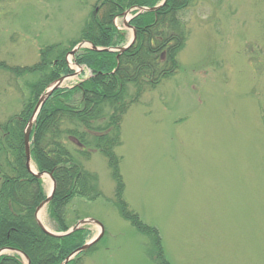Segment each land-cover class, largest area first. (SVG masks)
<instances>
[{
	"label": "rangeland",
	"instance_id": "rangeland-1",
	"mask_svg": "<svg viewBox=\"0 0 264 264\" xmlns=\"http://www.w3.org/2000/svg\"><path fill=\"white\" fill-rule=\"evenodd\" d=\"M97 1L0 0V64L30 68L46 47H69ZM129 18L116 21L126 43ZM184 21L178 73L123 119L115 151L123 198L158 231L169 264H264V0H193ZM83 72L63 87L87 78ZM37 79L0 69V125L21 113ZM80 162L97 175L102 197L76 199L67 220L106 228L81 264H160L154 240L121 216L107 159L96 152ZM51 186L44 178L46 194ZM43 221L55 231L47 209ZM88 230L92 239L99 228Z\"/></svg>",
	"mask_w": 264,
	"mask_h": 264
},
{
	"label": "trees",
	"instance_id": "trees-1",
	"mask_svg": "<svg viewBox=\"0 0 264 264\" xmlns=\"http://www.w3.org/2000/svg\"><path fill=\"white\" fill-rule=\"evenodd\" d=\"M162 0H98L78 41L67 48L52 45L43 49L39 62L30 68H6L16 77L32 75L29 96L20 114L0 125V249L23 252L31 264H62L85 245L87 228L65 238H54L39 227L35 212L46 200L43 182L26 168L24 131L39 98L57 80L74 73L67 55L81 41L95 47L117 48L126 43V34L115 20L134 8H152ZM193 0H168L155 13L134 18L135 44L125 53L81 50L74 62L91 71V77L71 89L56 91L45 103L31 134V156L39 172H53L56 191L47 212L56 232H67L81 219L67 220V209L76 199L96 201L102 197L96 174L84 170L80 159L88 161L96 152L108 161L116 185L115 198L121 216L141 233L154 240L160 264H169L158 231L130 211L123 195L125 184L120 158L121 125L133 105L147 91H153L180 69L179 54L188 32L185 12ZM119 56V58H117ZM133 87V94L130 93ZM84 254L69 264H81ZM0 264H24L17 254L3 256Z\"/></svg>",
	"mask_w": 264,
	"mask_h": 264
},
{
	"label": "water",
	"instance_id": "water-1",
	"mask_svg": "<svg viewBox=\"0 0 264 264\" xmlns=\"http://www.w3.org/2000/svg\"><path fill=\"white\" fill-rule=\"evenodd\" d=\"M168 0H163L161 2V4H159L158 6L154 7V8H140L139 12L131 17L130 19L142 15L144 13H153V12H157L160 9H162L166 4H167ZM131 13V11L125 13V16H128ZM125 25L130 28L132 30L133 33V37L131 39V41L124 47L122 48H97L95 46H93L92 44L88 43V42H81L79 44H77L75 46V48L70 52V56L74 57L80 50L84 49V48H90L92 51L94 52H108V53H116L119 52L120 54L125 53L128 49H130V47H132V45L135 43L136 40V31L129 25L128 22L125 23ZM80 72L78 74H76L75 76L79 75ZM69 79V77H64L61 78L60 80L56 81L49 89L48 91L39 99L35 110L33 112V115L25 129L24 132V146H25V155H26V167L28 169V171L35 176L37 179H43L44 177H48L51 182H52V189L50 194L48 195L47 199L38 207L35 217L37 220L38 225L40 226V228L49 236L54 237V238H64V237H68L72 234H74L75 232H77L78 230L82 229L83 227L87 226V225H94L99 227L100 231L98 233V235L93 238L90 242H88L87 244H85L83 247L77 249L75 252H73L64 262L63 264H68L75 256H77L80 253H84L87 252L89 249H91L94 245H96L104 236L105 234V229L104 226L94 220V219H85L80 221L76 226H74L73 228L69 229L66 233L63 234H58V233H53L48 231L42 220L40 219V215L42 213V211L47 207V205L52 201L54 194H55V190H56V182L54 180L53 177V173H48V172H42V173H38V172H33L31 170V133H32V129L34 127V124L36 123L37 117L41 111V109L43 108V106L45 105L46 101L53 95V93L55 91H57L58 89H60L63 84L65 83V81ZM9 252H14L17 253L19 255H21L24 258L25 264H31L30 260L28 259V257H26L22 252L16 251V250H12V249H2L0 250V257L8 254Z\"/></svg>",
	"mask_w": 264,
	"mask_h": 264
},
{
	"label": "bare ground",
	"instance_id": "bare-ground-1",
	"mask_svg": "<svg viewBox=\"0 0 264 264\" xmlns=\"http://www.w3.org/2000/svg\"><path fill=\"white\" fill-rule=\"evenodd\" d=\"M31 170H35V168H34V166L32 165V167H31ZM44 213V212H43ZM42 218V220H43V214H41V216H40V219Z\"/></svg>",
	"mask_w": 264,
	"mask_h": 264
}]
</instances>
